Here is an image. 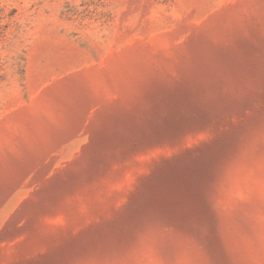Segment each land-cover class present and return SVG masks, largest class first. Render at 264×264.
<instances>
[{
	"label": "rangeland",
	"instance_id": "obj_1",
	"mask_svg": "<svg viewBox=\"0 0 264 264\" xmlns=\"http://www.w3.org/2000/svg\"><path fill=\"white\" fill-rule=\"evenodd\" d=\"M0 264H264V0H0Z\"/></svg>",
	"mask_w": 264,
	"mask_h": 264
}]
</instances>
